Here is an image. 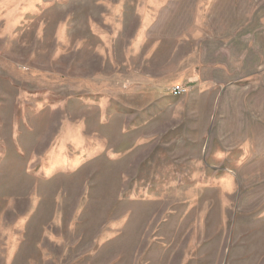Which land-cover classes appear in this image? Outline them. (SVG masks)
I'll return each instance as SVG.
<instances>
[{"label": "rangeland", "instance_id": "1", "mask_svg": "<svg viewBox=\"0 0 264 264\" xmlns=\"http://www.w3.org/2000/svg\"><path fill=\"white\" fill-rule=\"evenodd\" d=\"M0 264H264V0H0Z\"/></svg>", "mask_w": 264, "mask_h": 264}, {"label": "built area", "instance_id": "2", "mask_svg": "<svg viewBox=\"0 0 264 264\" xmlns=\"http://www.w3.org/2000/svg\"><path fill=\"white\" fill-rule=\"evenodd\" d=\"M187 88L185 86L182 85H177L175 87L172 88V94L173 96H182L184 94L187 93Z\"/></svg>", "mask_w": 264, "mask_h": 264}]
</instances>
